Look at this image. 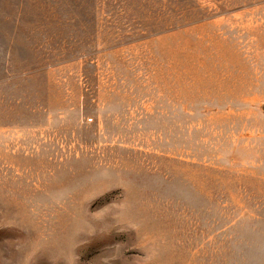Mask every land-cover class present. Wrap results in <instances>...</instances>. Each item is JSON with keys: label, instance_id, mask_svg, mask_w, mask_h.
<instances>
[{"label": "rangeland", "instance_id": "rangeland-1", "mask_svg": "<svg viewBox=\"0 0 264 264\" xmlns=\"http://www.w3.org/2000/svg\"><path fill=\"white\" fill-rule=\"evenodd\" d=\"M0 264H264V0H0Z\"/></svg>", "mask_w": 264, "mask_h": 264}]
</instances>
